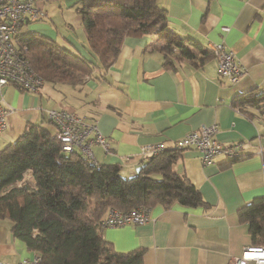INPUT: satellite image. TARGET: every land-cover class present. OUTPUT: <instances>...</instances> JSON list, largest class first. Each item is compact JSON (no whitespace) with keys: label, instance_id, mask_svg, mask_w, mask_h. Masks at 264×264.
Instances as JSON below:
<instances>
[{"label":"crops","instance_id":"crops-1","mask_svg":"<svg viewBox=\"0 0 264 264\" xmlns=\"http://www.w3.org/2000/svg\"><path fill=\"white\" fill-rule=\"evenodd\" d=\"M156 3L165 10L173 33L125 37L115 61L103 71L95 68L81 89L47 82L40 92L13 84L0 88L4 104L15 109L7 114L0 149L18 138L28 123L48 119V109L63 108L81 112L97 124L108 146L106 150L93 144L97 162L119 163L121 172L130 176L145 158L143 145L163 142L168 148L192 130L218 124L217 138L242 144L241 158L219 155L205 166L197 150L186 148L173 166L197 186L208 207L178 202L150 206L147 223L105 227L103 235L119 252L144 248L143 264H228L253 244L240 209L264 197V101L234 103L243 92L248 97L264 92V0ZM39 5L46 10L45 1ZM72 20L70 27L83 25L77 12ZM174 36L194 39L200 47L192 46L193 58L172 56L174 66L168 68L160 46ZM68 41L70 48L88 55L87 39L71 33ZM218 43L233 50L246 68L239 82L220 77L211 51ZM12 225L10 219H0V264L37 255L13 236Z\"/></svg>","mask_w":264,"mask_h":264},{"label":"trees","instance_id":"trees-1","mask_svg":"<svg viewBox=\"0 0 264 264\" xmlns=\"http://www.w3.org/2000/svg\"><path fill=\"white\" fill-rule=\"evenodd\" d=\"M75 5L88 55L37 31L17 37L31 68L53 86L77 88L95 68L107 69L129 35L173 33L156 0H76ZM174 37L160 46L168 68L174 66L172 56L193 58V47H200L194 39ZM246 95H238L234 103L264 101V92ZM56 129L49 118L28 123L15 141L0 149V219L13 222V236L43 264H143L144 248L119 252L104 238L101 221L107 210L175 202L209 206L197 186L173 167L184 149L168 147L149 155L128 176L119 163H95L76 150L65 153ZM240 216L249 222L252 245H264V197L244 205Z\"/></svg>","mask_w":264,"mask_h":264},{"label":"built area","instance_id":"built-area-1","mask_svg":"<svg viewBox=\"0 0 264 264\" xmlns=\"http://www.w3.org/2000/svg\"><path fill=\"white\" fill-rule=\"evenodd\" d=\"M42 0H0V88L13 84L19 85L29 91L39 92L45 80L33 69L29 59L18 47V34L23 26L44 19L47 11L39 2ZM44 1V0H43ZM223 27V30H228ZM212 53L218 61L220 77L226 78L231 83H237L247 73L246 68L237 58L235 52L228 49L224 43L214 44ZM4 94L0 98V133L6 127L7 114L13 112L4 104ZM47 117L56 125L57 138L62 143L65 153L80 152L98 163L93 144L98 143L106 150V139L100 133L97 124L77 115L67 109H48ZM219 126L216 123L203 125L192 130L184 137L176 140L172 148L197 150L203 165L215 163L219 155L229 159H238L242 156V144L222 143L217 138ZM167 149L163 142L145 144L142 146L143 157L158 154ZM128 159V157H124ZM150 220V207L141 206L128 211L110 208L101 221L102 227H116L127 224H145ZM264 264V245L248 246L240 256H233L228 264ZM16 264H43L37 254L33 258H23Z\"/></svg>","mask_w":264,"mask_h":264},{"label":"rangeland","instance_id":"rangeland-1","mask_svg":"<svg viewBox=\"0 0 264 264\" xmlns=\"http://www.w3.org/2000/svg\"><path fill=\"white\" fill-rule=\"evenodd\" d=\"M44 1H45V9L47 10V13H48L46 17L48 19L38 20L40 22H37L36 24L33 23L35 26L25 25L22 28V32H25L26 34H30V32L37 31L41 35H45L51 39L57 40L60 43L64 44L65 46L67 45V47L68 46L72 47L70 45V42L68 41L69 35L71 33L75 37H77L79 40L86 42V33H85V29L83 25L81 27H75V28L67 25L68 23H74L72 18L76 16V12H77L76 5H75L76 0H68V4L66 3L67 0H44ZM58 86L62 87V85H58ZM66 86H70V85H66ZM80 89H81V86H80ZM57 95L62 97L60 93H57ZM75 113H77L78 116L85 118L86 120L88 119V117L81 112H75ZM4 134L5 133L1 134L0 138ZM15 140L16 138H14L11 141H15Z\"/></svg>","mask_w":264,"mask_h":264},{"label":"water","instance_id":"water-1","mask_svg":"<svg viewBox=\"0 0 264 264\" xmlns=\"http://www.w3.org/2000/svg\"><path fill=\"white\" fill-rule=\"evenodd\" d=\"M140 169V168H139ZM130 176H133V175H130Z\"/></svg>","mask_w":264,"mask_h":264}]
</instances>
